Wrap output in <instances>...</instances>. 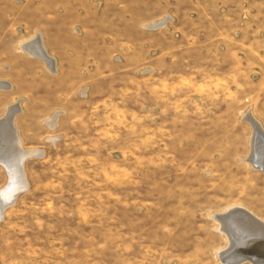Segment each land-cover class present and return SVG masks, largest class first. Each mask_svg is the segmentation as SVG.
<instances>
[{
  "label": "rangeland",
  "instance_id": "1",
  "mask_svg": "<svg viewBox=\"0 0 264 264\" xmlns=\"http://www.w3.org/2000/svg\"><path fill=\"white\" fill-rule=\"evenodd\" d=\"M38 31L55 70L21 46ZM0 79V117L22 99L16 135L42 150L0 264H226L217 217L264 220V0H0Z\"/></svg>",
  "mask_w": 264,
  "mask_h": 264
},
{
  "label": "bare ground",
  "instance_id": "2",
  "mask_svg": "<svg viewBox=\"0 0 264 264\" xmlns=\"http://www.w3.org/2000/svg\"><path fill=\"white\" fill-rule=\"evenodd\" d=\"M22 48L26 51H29L33 55H40L47 60H49L48 58H50L46 54V51L42 45H40L39 49L34 47L38 50H29L27 48V44H23ZM53 70H55V68H53ZM21 111H22L21 99H19L17 100V102H15V104H13V106H10L8 108L7 113H5L2 117H0V162L3 163V165L6 167L7 171L9 172V176H10V181H9L8 186L0 190V215L6 209L4 205L8 203L12 205V203H14L15 197L23 190H26V188L29 186L26 173L23 167V163L26 160V158L29 156H34L38 154L41 155L42 153V150H39V149H25L22 147V138L19 135H16L17 130L15 128L16 125L14 124L16 115ZM59 113L60 112L55 113L53 117L48 121L51 127H54L56 125V122H57L56 120H57ZM246 119L252 124L251 126H253L254 128V135H253V140H252V152H250L251 155L248 161H250V163L253 164V167L255 166L256 168L260 170L261 169L264 170V141L260 139L261 137L259 134V130L257 129L261 125L250 114L247 115ZM13 140H14V143L12 142ZM13 144L15 147V151L10 152L11 154L9 156L2 155V151L9 149V146L11 145L13 146ZM229 213H235V215L233 214L236 217L235 221L233 222L235 227H244L245 225L250 224L253 228L257 230H262L264 234V220L258 218L255 214L245 209L244 207L235 206L234 209H231L229 212L223 215H220L218 217L215 215V217L218 218L217 220H220L219 222L222 223L221 225H223V227L222 229L221 228L220 229L223 231V233H225L228 236L229 243H230V233L227 232L228 231L227 230L228 229L227 215ZM236 214L237 215L240 214V215L237 216ZM259 239H258V236L255 237V240H258V242L261 243V240ZM260 243L258 244L259 246L261 245ZM261 246L264 247V244ZM226 250L228 249H225L220 253L221 258L219 259H221L222 262H223V258L230 260V256L236 257L237 255V254L231 255L228 253H224ZM249 261L255 264L253 261L251 260ZM243 262H244L243 260H240L238 261L237 264H242ZM226 264H229V263H226Z\"/></svg>",
  "mask_w": 264,
  "mask_h": 264
},
{
  "label": "water",
  "instance_id": "3",
  "mask_svg": "<svg viewBox=\"0 0 264 264\" xmlns=\"http://www.w3.org/2000/svg\"><path fill=\"white\" fill-rule=\"evenodd\" d=\"M257 129L259 130L261 137L260 139L264 141L263 128L259 126ZM9 206L10 203L4 205L5 208H8ZM233 214L235 215V213H229L227 215V232L230 233V244L228 245V250H226L224 253L237 255L236 257L230 256V260L223 258V262L237 264L240 260H243L244 262L251 260L255 264H264V247L261 246L264 244L263 231L253 228L250 224L245 225L244 227H235L233 222L235 221L236 217ZM231 215H233L234 218ZM256 236H258V239L260 238L259 240H261V243L258 242V240H255ZM259 243L261 244L260 246L258 245Z\"/></svg>",
  "mask_w": 264,
  "mask_h": 264
},
{
  "label": "crops",
  "instance_id": "4",
  "mask_svg": "<svg viewBox=\"0 0 264 264\" xmlns=\"http://www.w3.org/2000/svg\"><path fill=\"white\" fill-rule=\"evenodd\" d=\"M36 38H38L39 40H40V42H39V40H37ZM36 39V40H35ZM34 42H33V41ZM23 44H27V48L29 49V50H38L39 48H40V45H42L43 47H44V49H45V51L47 52V50H46V47H45V44L43 43V40H42V35H41V33L38 31L36 34H35V36H33L32 37V39H28L25 43H23ZM22 44V45H23ZM21 45V46H22ZM31 46V47H30ZM36 47V48H38V49H36V48H34V47ZM25 52H27V53H29V51H25ZM30 54V53H29ZM47 54H48V56L50 57V58H48L49 60H47V59H45V58H43L42 56L40 57V55L39 56H37V57H40L44 62H46V64L48 65V66H50V67H52V68H55V58H53V56L52 55H50L48 52H47ZM35 56V55H34ZM12 88V84H11V82H9L7 79H0V89H3V90H10ZM19 100V99H18ZM22 100V99H21ZM17 102V101H16ZM13 104H15V103H13ZM13 104H10L8 107H7V110H6V112L5 113H7V111H8V108L10 107V106H13ZM23 110V109H22ZM22 112V111H21ZM21 112H19V113H21ZM18 113V114H19ZM17 114V115H18ZM16 115V116H17ZM3 116V115H2ZM1 116V117H2ZM15 119H16V117H15ZM14 122H15V120H14ZM15 124V123H14ZM15 128H16V126H15ZM17 130V129H16Z\"/></svg>",
  "mask_w": 264,
  "mask_h": 264
}]
</instances>
